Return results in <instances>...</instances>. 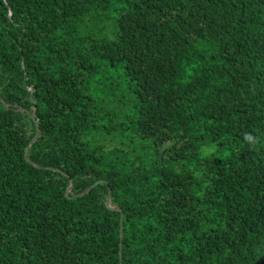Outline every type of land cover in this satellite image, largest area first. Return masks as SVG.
Here are the masks:
<instances>
[{
    "label": "trees",
    "instance_id": "16d2710c",
    "mask_svg": "<svg viewBox=\"0 0 264 264\" xmlns=\"http://www.w3.org/2000/svg\"><path fill=\"white\" fill-rule=\"evenodd\" d=\"M121 242L264 264V0H0V264Z\"/></svg>",
    "mask_w": 264,
    "mask_h": 264
},
{
    "label": "water",
    "instance_id": "95a60500",
    "mask_svg": "<svg viewBox=\"0 0 264 264\" xmlns=\"http://www.w3.org/2000/svg\"><path fill=\"white\" fill-rule=\"evenodd\" d=\"M39 135H40V128L38 127V128H37L36 136L34 137L33 140L30 141L29 145L27 146V150H28L29 146L33 143V141L39 137ZM97 183H98V182H97ZM97 183L91 185L89 188H87L86 190H84L83 192H81V193L78 194V195L81 196V195L86 194V193H87V192H88L93 186H95ZM72 186H73V182H71V184H70V186H69L67 192L71 191ZM110 198H111V192H109V194H108V196H107V198H106V204H107V206H109V207H111V205H110ZM120 236H121V240H122V237H123V218H122V220H121V231H120ZM122 259H123V257H122V242H121V244H120V264H122Z\"/></svg>",
    "mask_w": 264,
    "mask_h": 264
}]
</instances>
